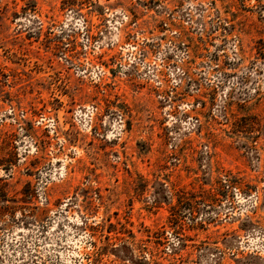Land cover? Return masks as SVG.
<instances>
[{"label": "rangeland", "instance_id": "obj_1", "mask_svg": "<svg viewBox=\"0 0 264 264\" xmlns=\"http://www.w3.org/2000/svg\"><path fill=\"white\" fill-rule=\"evenodd\" d=\"M0 264H264V0H0Z\"/></svg>", "mask_w": 264, "mask_h": 264}]
</instances>
